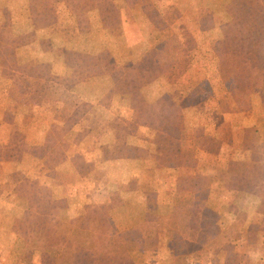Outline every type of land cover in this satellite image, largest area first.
<instances>
[{
    "label": "rangeland",
    "instance_id": "obj_1",
    "mask_svg": "<svg viewBox=\"0 0 264 264\" xmlns=\"http://www.w3.org/2000/svg\"><path fill=\"white\" fill-rule=\"evenodd\" d=\"M243 1L245 0H149V7L145 9L141 0H130L138 27V32L132 34L122 27L103 28L98 12L89 9L87 0H61L51 6L52 0L45 8L42 7L41 0H0V36L4 39L10 38V41L12 38L22 39L24 44L26 41L31 42L20 45L22 48L17 52H0V171L3 173H0V179L14 176L13 173L22 160L28 165H32L36 160L42 161L41 158L34 159L32 156L28 146L32 144L30 141L42 142L40 138L44 137L48 146L53 147L52 139L43 136L39 131L40 127L36 126L40 118L44 119L50 115L43 106L52 99L54 89L51 85L64 84L63 79L66 77L68 81L71 75L76 78L82 76L80 82L92 81L89 82L92 86L80 90L79 94L85 100L78 108L79 111L72 116L73 119L82 116L83 110L94 113V85L103 93L113 87L110 93L116 94L104 96L102 99L107 102L113 100V96L118 99L123 88L131 91L141 89L150 101H153L158 93L171 88L176 89L174 95L179 97V93L185 91L187 86L192 87L197 79L205 76L206 80L217 73L218 60L214 42L223 35L234 32L232 22L240 15L239 5ZM80 13H87L82 20L79 19ZM122 33L129 37L130 43L144 40L154 45L177 38L173 44L181 45L170 53V67L167 72L148 84L141 75L126 76L131 67V56L125 49L119 52H112L110 49L109 41ZM30 59L39 60L43 64L41 72L46 75L42 73V77L15 78V71L19 69L16 63ZM49 73L58 78L50 80L47 77ZM94 74L102 77L95 78ZM203 86L207 91L204 96L215 94L213 89L207 88L205 84ZM250 88V112H227L232 114L224 116L220 112L225 111L218 105L214 111L208 110L207 106H201L200 109L186 112V118L198 116L200 121L203 119V122L208 124L205 132L202 130L200 133L198 129L192 131L190 127L183 131L181 141L176 146L186 151L177 157L180 164H188L191 167L194 157L199 158L196 151L204 149V145H208L211 139L213 143L221 141L220 147L225 150V157L230 156L221 159L216 157L217 167H226L229 159L244 156L246 127L264 129V81L261 73H251ZM214 97L217 102L216 94ZM60 98L66 99V96L62 92H56V104ZM95 98L99 99L98 96ZM200 98V94L194 96L195 101ZM19 100L29 105H22ZM32 100L38 103L37 110L34 104H30ZM70 109L72 110V107L65 112H59L57 109V120L65 119L67 113H71ZM123 113L116 116L114 123L117 128L124 131L126 126H131L137 131L139 128L134 122L137 112L127 110ZM124 120L130 126L124 124ZM55 128L58 129L53 132L55 138L62 137L65 128ZM36 131L40 134L35 133ZM180 142L181 145H178ZM167 161L170 162V159ZM182 166L185 167L178 171V175H187L190 170L193 171L187 168V165ZM4 172L8 174L4 176ZM35 175V180L42 183L46 176L52 173L48 169L38 171ZM31 179L28 183L34 182L33 177ZM38 188L35 189L33 185L28 186L24 182L22 189L16 190V193L11 190L10 185L0 188V257L3 256L0 264H27L21 261L19 249L22 251L25 241L35 240L36 234L28 230L26 224L34 222L42 213L50 212L49 206L44 210L37 206L41 192L44 198L49 197L47 189ZM133 189L134 197H138V191ZM26 200L35 204L28 206ZM208 203L219 214L217 225L221 229H233L236 232V236L231 239L232 247L218 251L214 250V244H203L191 252L192 257L187 254V260L195 259L198 264H225L230 260L232 264H264V200L252 203L243 191L213 186ZM50 214L59 217L56 212ZM103 226L106 228L107 222H103ZM195 229L204 232L202 227ZM198 233L196 231V236ZM234 244L237 248L242 247L241 250L234 249ZM225 254L228 255L224 256ZM156 256L149 259L151 264H156ZM38 257L36 254L34 261H37Z\"/></svg>",
    "mask_w": 264,
    "mask_h": 264
},
{
    "label": "trees",
    "instance_id": "obj_2",
    "mask_svg": "<svg viewBox=\"0 0 264 264\" xmlns=\"http://www.w3.org/2000/svg\"><path fill=\"white\" fill-rule=\"evenodd\" d=\"M49 1L52 0H41L42 7L45 8ZM58 1L61 0H53L51 6ZM141 1L144 8L148 9L149 0ZM87 2L89 9L98 12L105 28L122 27L132 34L138 32L130 0ZM239 11L240 15L232 22L234 32L223 35L214 42L218 60L217 73L203 81L207 88L213 89L218 106L225 112H250L251 73H261L264 81V0H245L240 3ZM86 14L80 13L79 19L82 20ZM18 40L12 38L10 41V38L0 36V52H13L21 44L22 39L17 43ZM173 41H177V38L155 45L144 40L130 44L127 35L122 33L112 38L109 45L113 52L125 49L130 54L131 67L126 73L127 77L141 75L147 83H151L169 69V55L181 45L179 43L176 46ZM18 68L29 75H42V67L36 59L19 65ZM69 78L68 84L77 79L73 75ZM118 99L138 112L140 123L156 130V140L179 139L184 122L185 102L176 103L168 93H164L150 103L140 90L122 92ZM263 131L264 129L255 126L246 127L244 149L247 156L231 160L226 169H220L216 165L217 155H226L225 150L220 147L221 142L213 143V139L209 140L204 156L193 160L192 166L197 168L196 175L178 177L177 192L185 193L188 203L173 207V221L170 226H166V248L172 254L174 264H185L184 255L203 244H214V250L218 251L232 247L231 239L236 236V232L233 229H221L217 225L219 214L208 203L213 186L243 191L252 203L264 200ZM47 151L50 152L47 162L49 167L56 166L64 159L60 148ZM177 154L169 153L164 157L163 163L173 166L181 163L177 161L179 157L175 158ZM26 179L27 177L24 180ZM32 185L35 189L39 186L36 182ZM113 198L123 199L124 196L116 194ZM125 198L130 200L133 195L129 193ZM112 208H115L112 203L91 205L83 215L66 221L52 215L37 216L34 222L26 224L36 237L35 240L25 241L21 261L27 264H137L134 259L135 250L140 249L141 253L152 255L160 240L159 229L165 225V216L168 214L165 208L136 207V212L139 211L141 217L132 219L129 228H125L129 230L124 234L121 232L118 246L105 236L98 220V214L107 213ZM116 208L122 210V205H116ZM131 216L133 218V214ZM111 224L115 228L118 226L116 221ZM195 227H202L204 232L193 242L187 235ZM36 254L39 257L34 261Z\"/></svg>",
    "mask_w": 264,
    "mask_h": 264
},
{
    "label": "crops",
    "instance_id": "obj_3",
    "mask_svg": "<svg viewBox=\"0 0 264 264\" xmlns=\"http://www.w3.org/2000/svg\"><path fill=\"white\" fill-rule=\"evenodd\" d=\"M137 41L130 43L128 40L130 44H134ZM29 43L31 42L26 41L25 44L23 42L20 45H27ZM20 48H22V46H17L15 48L16 52ZM32 60L35 59L19 61V63H16V67L18 65H24ZM40 65L43 64L40 63ZM15 72V78L42 77V75H29L27 72L25 73L19 69ZM42 73L46 75V73ZM163 75H161L159 78H161ZM58 76H60V74H58ZM47 77L50 80L58 78L56 75L50 73L47 74ZM94 77L101 78L102 75L94 74ZM81 78L82 76L68 84V81L65 77V79H63L65 82L64 84L57 82L58 84L51 85L54 89L52 99H50L49 103H45V106H43V108L50 112V115H47V117L44 119L40 118L39 121L36 122V126L40 127L39 131L40 133L42 132V134H44L43 136H47V138L52 139L53 142L55 141L54 143H51L53 144V147L48 146L49 144L44 137L40 138L42 142L30 141L32 144H29L28 146L31 150L32 156L34 159L41 158L42 161L36 160L32 163V165H28L22 160L20 165L13 173L14 176H6L0 179V188L10 185L11 190H15L14 193H16V190H19L20 188L22 189L23 182L27 183L28 186L29 184H34V182L38 183L39 188L48 190L49 197L47 199L44 198V194L41 192L37 206H39L41 210H44L47 208V206H49L48 208L50 212H56L59 217H55L54 215L50 214V212L42 213L41 215H52L56 219L62 221L83 215L86 212L88 206L91 205L96 206L109 203L114 204L115 208H112L107 213L98 214V220L104 229L105 236L112 239L115 246L119 245L121 232L124 234V232L126 233L129 230L125 228H129V224L132 219L135 220L141 217L139 211L136 212V207L146 209L165 208L168 214L165 216V225H162V227L159 229V245L157 243L156 249L153 250V254L149 252L152 255H145L140 252V249L135 250L134 259L137 264H151L149 259H151L154 255H157L156 259L158 258L159 260H156V264H174L172 254L167 248L164 247L166 246L165 242L168 235L166 226H170V223L173 221V207L188 203L187 195L185 193L183 194L177 192L176 183L178 177L180 176H195L197 173V168L195 166L189 167L188 164L180 163H177L175 166L167 165L168 163H163V159L166 155L172 152L178 153L175 158H177L179 155H183L186 152L176 146L177 143L181 141L180 139L182 138L183 131L189 129L188 127H190L192 131L198 129L200 133L202 130L205 132V127L208 122H203V119L200 121L198 116H194V118H186L185 114L188 110L196 108L200 109L201 106H207L209 107L208 110L214 111L218 105L214 100L215 94L206 96L203 95L207 92L203 86V81L206 78L205 76L204 78L197 79L196 82L193 83L194 85L192 87L187 86L185 91L179 93V97L174 95V91H176L174 88L158 93V95L155 96V99L164 93H168L176 101V103H186L183 109L184 122L179 139L176 141H159L156 140V130L152 129L148 125L140 123L138 120V112L132 106L122 103L114 96L112 97L113 100L110 99L109 101L107 99L109 102L102 100L109 95L116 94L110 93V91L112 92L113 87H110L106 93H103L100 92L101 89L94 85V113H92L90 110H83L84 114L82 116H79L77 119H73L72 116L74 113L79 111L78 108L81 107L80 105L82 101L85 100L79 94L80 90L88 88L87 86H92V83L89 84V82H92L91 80L88 82H80ZM104 89L106 90V88ZM138 90L143 93L141 89ZM130 91L131 90L129 89L123 88L122 92ZM56 92H62V94L66 96V99H59V102L57 103L58 105L55 103L56 100L54 99ZM199 94L201 98L195 101L196 99H194V96ZM48 95L50 96V93ZM67 96L69 98H67ZM97 96L99 97L98 100L95 98ZM148 101L150 103L152 102L150 100ZM19 102L25 106L29 105L21 100H19ZM30 104H34L37 110L38 103L36 101L32 100ZM69 107H72V110L70 109L71 113H67V117L65 119L58 121V115L55 112L69 111ZM127 110L132 112L135 110L137 112V117L134 119L135 124L139 128L137 131H134V129H132L129 123H126L125 120L124 124H128L130 127L126 126L124 131L119 130L117 125L114 123L115 119L117 118L116 116L123 115V111L126 112ZM32 113L31 116L33 115ZM220 113L224 116L232 114L222 111ZM57 122L59 124H57ZM69 122L71 123L69 124ZM82 124L84 125L82 126ZM57 126L61 128L64 127L65 130L62 137L56 139L53 132L58 130L55 128ZM37 128L38 127H36V129ZM39 131H36L35 133L40 134ZM9 142L12 143V141ZM9 142H6V144H9ZM178 145H181V142ZM207 146L208 145L205 144L203 147L204 149L196 151V154L199 158L204 156L205 150L208 148ZM56 148H60L62 150L64 153V159L56 166L49 167L47 162H49L50 152L47 150H55ZM225 156L221 154L217 155V157H220V159L230 157ZM246 156L247 153L244 149L243 157L231 158L229 159V162L231 160L244 159ZM228 164L226 167L218 168L226 169ZM45 165L47 167H45ZM182 165H187L186 167L192 169L193 171L190 170V173L187 175H178V171H180L182 167H185ZM48 169H50L52 175L46 176L42 183L35 180L36 172H41L43 170L48 171ZM0 173H2V171H0ZM6 174L8 173L4 172V176ZM26 177L27 179L24 180ZM32 177L34 182L28 183L29 180H32ZM122 189L124 190L122 191ZM132 189L138 191V197L136 194V197H134ZM129 193L133 195V198L127 200L125 197H127ZM116 194L121 195V197L124 196V198L115 200L113 196ZM28 200H26V205L31 206V204H35L29 203ZM116 205H122V210L116 208ZM209 206L211 205L209 204ZM73 211L76 212V214ZM73 214L75 215L72 216ZM131 214H133V218ZM115 221L118 223V226L116 227L118 229L115 228L114 224H111ZM103 222H107L106 228L103 226ZM196 231L199 232L197 236ZM201 233L202 231L199 229L197 230L192 228L190 229L187 237L189 240L195 242L200 237ZM241 248L242 247L237 248L234 244V249H238L239 251ZM192 251L193 250L187 253L189 257L193 256L191 253ZM0 253H2V251H0ZM19 253H21V249H19ZM187 254L184 255V260H187ZM227 255L228 254H225L224 256ZM2 258L3 256L0 257V261ZM231 261L232 260L226 262L225 264H232L230 263Z\"/></svg>",
    "mask_w": 264,
    "mask_h": 264
},
{
    "label": "built area",
    "instance_id": "obj_4",
    "mask_svg": "<svg viewBox=\"0 0 264 264\" xmlns=\"http://www.w3.org/2000/svg\"><path fill=\"white\" fill-rule=\"evenodd\" d=\"M187 264H198L195 259H189L187 260Z\"/></svg>",
    "mask_w": 264,
    "mask_h": 264
}]
</instances>
